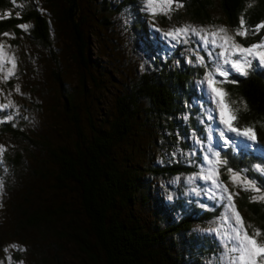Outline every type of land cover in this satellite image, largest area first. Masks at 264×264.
Wrapping results in <instances>:
<instances>
[{
  "label": "rangeland",
  "instance_id": "obj_1",
  "mask_svg": "<svg viewBox=\"0 0 264 264\" xmlns=\"http://www.w3.org/2000/svg\"><path fill=\"white\" fill-rule=\"evenodd\" d=\"M79 1L77 24L88 46L85 54L87 69L80 67L71 30L60 20L66 0H14L10 9L0 11L2 21L34 9L48 27L46 44L32 39L30 23L26 31L18 26L16 32H3L10 33L9 36L0 34V43L5 44L9 54L16 58L14 74L7 80L3 77L11 64L0 70V105L8 104L9 100L14 105L0 108V145L6 149L0 157V264H55L53 261L56 260L60 264H81L70 246L56 247L53 235L48 232L41 235L25 223L24 210L29 205L31 207L29 200L33 192L44 197L41 191L49 182L36 178L34 170L37 164L30 156L44 157L45 148L42 147L47 145L71 148L76 138L70 129L71 112L65 108L63 97L72 94L71 110L76 112L80 130L86 134L89 130L88 115L94 127L107 125L116 116L117 98L128 92L141 76H152L161 71L166 73L171 67L179 66V62L182 67L192 68L195 94L183 107L182 122L190 125L192 118L193 129L186 134L174 131L172 138L164 122H158L151 114L145 113L147 118L141 115L131 134L116 147L115 157L121 165L129 161L143 166L154 162L178 164L190 166L193 172L166 177L164 181L149 179L148 176L146 182L152 185L148 192H144L149 196L148 203L134 205L127 214L137 215L148 230L155 225L161 228L176 226L180 220L193 216V207L213 214L205 222L192 223L188 231L169 237L166 249L168 247L187 264H233L237 253L230 252L231 242L222 238L230 231L229 221L234 223L227 194L203 177L213 167L210 161L216 159L215 152H219L221 160H224L222 154L228 148L262 155L246 137L227 132L229 142L225 143V137L220 135L225 126L220 121L219 109L206 77L209 72H215L217 62L223 63L217 55L221 49L212 44L205 45L202 33L189 32L179 41L164 36V33L178 27L195 28L198 32L200 29L214 31L223 27L230 35H235L236 30L226 24L216 7L207 11V19L194 22L185 15L182 7L175 4L171 11L157 6L153 15V10L146 7L147 0ZM140 15L149 23L151 31L148 29L147 36L138 25L142 20ZM156 15L164 16V22L154 19ZM198 57H203L204 62L200 63ZM225 68L229 69V76L227 82L220 85L223 90L233 75L264 74V66L258 60L253 61L247 75L231 70L229 65ZM90 75L93 81L88 77ZM216 78L225 79L223 76ZM233 102L229 101L232 106L238 105ZM144 107L147 108L146 103ZM20 134L28 138L26 142L18 137ZM30 139L37 145L30 143ZM228 169L226 164L219 166L218 179L235 194V208L245 225L252 226L249 229L252 232L255 228L251 220L238 210L237 198L241 192L250 198L258 193L233 184ZM252 171L264 180V172L258 171L257 166ZM239 173L255 182L247 170ZM14 244L17 247H11Z\"/></svg>",
  "mask_w": 264,
  "mask_h": 264
},
{
  "label": "trees",
  "instance_id": "obj_2",
  "mask_svg": "<svg viewBox=\"0 0 264 264\" xmlns=\"http://www.w3.org/2000/svg\"><path fill=\"white\" fill-rule=\"evenodd\" d=\"M13 1L0 0V11L10 9ZM78 1L66 0L60 20L68 24L80 67L85 69L88 46L77 24ZM179 3L183 5L185 15L194 22L207 19V11L216 7L226 24L235 30L240 26L241 17L250 30L264 23V0H179ZM23 12L16 18L0 21V34L8 30L16 32L18 26L30 23L32 39L46 44L48 27L44 18L34 9ZM153 17L164 22V16ZM139 18L142 20L138 25L147 36L151 31L149 23L142 15ZM253 32L235 38L245 46L256 44L264 36V28ZM179 66L171 67L166 73L161 71L152 76H141L128 92L117 98L116 116L107 125L94 127L87 116L89 130L86 134L80 130L76 112H72V94L65 95V108L71 112L70 129L76 134L71 148L47 145L42 147L45 148L44 157L30 156L37 164L34 170L36 178L49 182L41 191L44 197L33 192L31 201L26 198L32 205L24 210L25 223L41 235L45 232L53 235L56 247L70 246L81 264H187L168 247L166 249V242L169 243L172 235L188 231L192 223L205 222L213 215L193 207V216L180 220L176 226L161 228L155 225L148 230L137 215L127 214L134 205L148 203L149 196L144 193L152 186L146 182L148 176L149 179L164 181L166 177L193 172L190 166L178 164L154 162L143 166L129 161L121 165L115 157L116 147L131 134L141 115L146 117L145 113L151 114L158 122H164L167 132L171 133L169 137L173 138L174 131L186 134L193 129L192 118L190 125L182 122L183 107L195 94L192 68L182 67L181 62ZM88 77L93 81L92 75ZM224 90L226 102L236 101L238 104L232 106L238 110L236 126L255 128L256 140L252 145L262 156L229 148L222 156L228 168L235 172L247 170L249 177L264 191L263 178L252 171L256 166L264 165V74L233 75L232 81L224 85ZM144 103L147 108H142ZM161 132L165 133L164 130ZM20 136L24 142L27 141L26 136ZM29 142L33 141L30 139ZM33 145L37 142L34 141ZM37 189L41 190V187ZM237 208L251 220L255 229L264 232V201H253L247 193L241 192ZM261 239L264 240V236ZM53 262L60 264L57 260Z\"/></svg>",
  "mask_w": 264,
  "mask_h": 264
},
{
  "label": "snow or ice",
  "instance_id": "obj_3",
  "mask_svg": "<svg viewBox=\"0 0 264 264\" xmlns=\"http://www.w3.org/2000/svg\"><path fill=\"white\" fill-rule=\"evenodd\" d=\"M173 4L176 7H183L179 0H147L146 7L153 10V15L156 14L155 8L159 6L162 10L171 11ZM251 6V5H249ZM25 31L30 27L29 25H20ZM264 28V23L256 25L254 30H250L246 25L244 18L241 17L240 26L237 28L235 35H230L226 28H219L214 31H207L205 29H200L199 32L195 28L183 27L175 28L171 31L165 32L164 36L170 37L172 40H177L181 37L187 36L189 32L194 34H203L202 39L205 45L212 44L214 47H219L221 51L217 54L218 57L222 58L223 63L217 62L215 72H209L207 74L206 80L208 86L213 93V99L217 103L220 115V121L225 126L224 129L220 131V135L225 137V143L229 142V138L226 136L227 132H233L237 136L246 137L248 140L255 142L256 132L255 128L249 127H237V109L232 107L231 103H227V93L220 87L223 83L227 82V77L229 76V69L225 68V65H229L231 70H235L241 75H247L248 69L252 67L253 61H259L261 66H264V40L245 46L237 42L236 36H247L250 31L259 32L260 29ZM5 36L11 35L10 33H3ZM211 37V39H209ZM218 41H221L218 43ZM211 55V53H209ZM200 63L204 62L203 57H198ZM11 64V68L7 69L6 74L3 79L7 80L10 76L14 74L16 67V58L14 55H10L8 52V47L5 44L0 43V70H4L7 64ZM217 76H223L224 80H217ZM19 92V87L16 88ZM234 103V102H233ZM13 102L9 100L8 104L0 105V108L12 107ZM245 108L247 105H244ZM227 109V111H226ZM11 118V117H9ZM212 119L211 116H209ZM6 149L4 146L0 145V157L3 156ZM211 151V148L209 149ZM216 157L214 161H210L213 167L208 170V173L203 177L206 180L212 181L216 188L220 189L223 193L227 194L228 207L231 210L234 223L229 221L230 231L225 234L222 238L227 239L231 242L232 247L229 249L230 252L237 253L234 258L233 264H264V240L260 238L264 236V232L260 229H255L250 232L249 229L252 228L251 225H245L243 218L240 216L239 212L235 208L233 202L234 193L228 191L226 185L223 184L218 179V167L223 166L227 161L220 159L219 152L213 153ZM257 170L264 172V167L257 166ZM230 173V179L233 184L238 186H244V190H252L258 195L251 197L253 201H264V191L257 187L256 183L248 180L246 177L241 176L239 172H233L228 169ZM2 187V185H0ZM215 195V193H213ZM224 198L223 196L221 197ZM213 231H219L213 229ZM11 247H17V245H12ZM21 250H23L21 248ZM7 251V249H5ZM10 259V258H9Z\"/></svg>",
  "mask_w": 264,
  "mask_h": 264
}]
</instances>
